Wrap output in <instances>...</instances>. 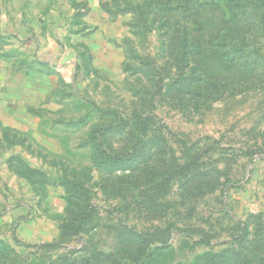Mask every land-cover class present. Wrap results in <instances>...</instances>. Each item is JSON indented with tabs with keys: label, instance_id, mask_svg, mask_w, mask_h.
<instances>
[{
	"label": "rangeland",
	"instance_id": "374dc122",
	"mask_svg": "<svg viewBox=\"0 0 264 264\" xmlns=\"http://www.w3.org/2000/svg\"><path fill=\"white\" fill-rule=\"evenodd\" d=\"M0 264H264V0H0Z\"/></svg>",
	"mask_w": 264,
	"mask_h": 264
}]
</instances>
